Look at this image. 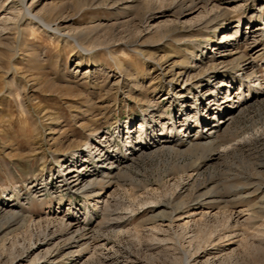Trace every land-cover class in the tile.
I'll list each match as a JSON object with an SVG mask.
<instances>
[{
	"label": "rangeland",
	"instance_id": "rangeland-1",
	"mask_svg": "<svg viewBox=\"0 0 264 264\" xmlns=\"http://www.w3.org/2000/svg\"><path fill=\"white\" fill-rule=\"evenodd\" d=\"M261 27L264 0H0V264H264V95L174 141L216 96L264 94ZM129 129L162 146L130 157ZM72 160L99 197L65 189Z\"/></svg>",
	"mask_w": 264,
	"mask_h": 264
},
{
	"label": "bare ground",
	"instance_id": "bare-ground-1",
	"mask_svg": "<svg viewBox=\"0 0 264 264\" xmlns=\"http://www.w3.org/2000/svg\"><path fill=\"white\" fill-rule=\"evenodd\" d=\"M208 23V22H207ZM264 27H261V28H257V30H263ZM262 33V32H261ZM260 33V34H261ZM264 33V32H263ZM225 34V33H224ZM263 35V34H262ZM224 38V39H223ZM223 40L225 42H227L228 39H226V35L223 36ZM228 38V37H227ZM228 45V43H227ZM264 49V48H263ZM261 52V51H260ZM231 52H229L228 54H223V55H220V59H224L226 58L228 55H230ZM244 56V55H242ZM247 59V58H246ZM249 59V58H248ZM235 60V59H234ZM254 61V60H253ZM240 62V61H239ZM243 62V61H242ZM240 64V63H239ZM242 65V64H240ZM240 67V66H238ZM255 67H256V64H254V62H247V63H244L240 70L243 72V75L245 76H256V70H255ZM238 70V69H237ZM179 75V74H178ZM258 80V78H257ZM226 82L224 81H215L214 83L212 84H207V85H199V87L201 88L197 94H196V97L197 96H200L202 97L203 99H208L209 98H213L214 97V93H217L219 94L220 91L222 90V86L225 85ZM262 89V88H260ZM213 95V96H212ZM239 95V99L236 100L234 103H233V106L230 108V109H227V105L228 103L226 102H223V103H220V98H218V96L215 97V99L213 100L214 103H213V107L216 106V104H218L220 108H222L218 113L214 114V116L212 117H208V116H205L204 118H202L199 122V126L197 127L198 130H196L195 134L193 133L195 131V129L192 127V124L190 123V120L189 119H184V124H183V128L180 130V133L175 135L174 137V141L177 143H182V144H186V145H192L194 141H197V137L199 136L201 138V140H209L212 141V140H216V137H218V133L220 132V130H222V127L225 125V124H228L230 121H232V119L235 117L236 114H238L239 112H241L244 108H246L247 106H249L250 104H254V102L258 101L262 95H264L262 92H257L251 96H244V94H238ZM236 97V96H235ZM204 100V101H205ZM228 101V100H227ZM220 103V104H219ZM208 107V106H207ZM217 107V106H216ZM217 107V108H218ZM215 108V107H214ZM227 109V110H226ZM211 110H212V107H211ZM140 126V129H144L145 126H146V120H142L139 122ZM176 128L175 126L172 127V129ZM131 129L128 130V143H126V150H127V155H129L130 157H133V155H136V154H141L145 151H148L149 149H153V148H156V147H160L162 146V141L158 138H151V141L148 142V143H145L144 141H138V140H134L132 138V136L129 134ZM145 132H143L144 134ZM214 142V141H213ZM196 143V142H194ZM165 144V143H164ZM200 144V143H199ZM86 150V149H85ZM81 151H84V149H82ZM81 151H78L75 153V155H77V159L80 160V153ZM103 149H101V151L99 153L94 152L92 153V151H89L90 154H96L95 155V158H96V161L99 163V166H97L98 169H101L103 171V174H107L110 176V174H113V172L115 170H118L120 169V164L116 165L114 163V161L112 162H109L106 164V161L107 159L109 158H113L111 154L108 155V157L106 156L105 153H103ZM147 154V153H146ZM83 159V160H82ZM81 160L84 161V157L82 158ZM74 163L71 165V167L68 169L69 172H67L65 174V172H62V174L60 175L61 178H62V182H63V185L65 187L66 190L70 189H74L76 191H78L79 193H83V194H87V193H90L91 196H95L96 198L99 197V193L96 188L94 187V181L95 179L92 178L89 174V170H88V167H87V163L84 162V163H79L76 162L75 160H72ZM98 169H96L98 171ZM122 169V168H121ZM100 170V171H101ZM120 171V170H119ZM117 174V173H116ZM101 175V174H100ZM113 176H111L110 178L108 179H111ZM115 177V176H114ZM102 178V177H101ZM113 179V178H112ZM103 180V179H102ZM106 181V180H105ZM117 181V180H116ZM100 181L97 180V183H99ZM77 192V193H78ZM89 196V195H88ZM3 203V200H0V204ZM2 206V205H1ZM5 214V213H4ZM11 216V215H10ZM9 216V217H10ZM16 217V216H15ZM13 219V218H11ZM75 219V217H74ZM10 220V219H8ZM14 220V219H13ZM15 222V221H14ZM61 222V221H60ZM66 225V224H65ZM72 226V223L68 224V226ZM73 225H77V223L73 224ZM67 226V225H66ZM75 227V226H73ZM80 227V225H79ZM77 231L80 230V228H78L77 226ZM77 231H72V232H77ZM81 231H84V229L82 230L81 228ZM81 233V232H80ZM79 233V234H80ZM77 235V234H76ZM82 235V234H81ZM71 236H74V235H71ZM75 237V236H74ZM85 237V236H84ZM73 238V237H71ZM83 238V237H82ZM46 239V237H45ZM75 240V239H74ZM76 241V240H75ZM37 242V241H36ZM78 243V242H77ZM43 244V243H42ZM80 244V243H79ZM59 245V244H58ZM75 245V244H74ZM33 246V245H32ZM31 246V247H32ZM44 246V245H43ZM48 246V245H47ZM77 246V245H76ZM30 247V248H31ZM37 248H39V246H36ZM51 247V246H50ZM35 248V247H34ZM57 248V247H56ZM64 249V248H63ZM70 249V248H69ZM44 250V249H43ZM61 250V249H60ZM76 250V249H75ZM34 251V250H32ZM53 251H51L50 249H48L45 253L44 251V255L43 257H47L49 255L52 254ZM61 252V251H60ZM80 252V251H79ZM78 252V253H79ZM35 253V251H34ZM40 253V251H39ZM72 252H69L68 254H72ZM75 254V253H73ZM72 254V255H73ZM77 254V253H76ZM43 255V254H42ZM27 256V255H26ZM34 256V255H33ZM36 256V255H35ZM38 259L40 257L37 256ZM37 257L35 259H37ZM70 257V256H69ZM55 258V257H54ZM67 258V257H66ZM50 260V259H49ZM75 260V259H74ZM34 261V257H33V260L31 262ZM38 261V260H37ZM40 261V259H39ZM73 261V260H72Z\"/></svg>",
	"mask_w": 264,
	"mask_h": 264
}]
</instances>
